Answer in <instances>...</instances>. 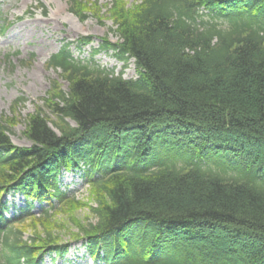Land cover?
I'll return each instance as SVG.
<instances>
[{
	"label": "trees",
	"instance_id": "16d2710c",
	"mask_svg": "<svg viewBox=\"0 0 264 264\" xmlns=\"http://www.w3.org/2000/svg\"><path fill=\"white\" fill-rule=\"evenodd\" d=\"M70 1L81 20L100 10L99 0ZM105 5L118 41L104 37L88 61L74 57L70 42L49 56L46 66L67 87L54 79L43 98L54 119L40 108L28 115L30 146L12 142L15 116L0 114V264H42L47 252H67L48 225L85 203L62 190L63 170H84L97 221H75L72 237L95 259L264 264V0ZM102 51L123 68L98 64ZM131 60L137 77L125 78ZM164 145L192 155L169 158ZM208 149L234 158L244 174L209 161ZM152 151L163 153L159 161L147 160ZM9 192L26 201L10 218ZM36 202L48 204L37 216Z\"/></svg>",
	"mask_w": 264,
	"mask_h": 264
},
{
	"label": "rangeland",
	"instance_id": "374dc122",
	"mask_svg": "<svg viewBox=\"0 0 264 264\" xmlns=\"http://www.w3.org/2000/svg\"><path fill=\"white\" fill-rule=\"evenodd\" d=\"M125 1L128 5L134 2V0ZM70 2V0H0V27H4V30L0 32V114L4 117L15 116L9 135L17 146L31 145V141L23 132L29 114L40 108L54 119L43 100L50 89L51 82L60 77L59 70L46 66L49 56L57 52L63 43L74 42L70 46L74 57L88 61L91 59L92 49L98 47L104 37L113 43L118 41V37L112 32V28L116 27L109 13H106L105 4L109 0H99L98 14L91 15L87 11L88 16L84 20L70 10ZM204 19H208V16H204ZM86 36L91 37L92 42L80 49L75 42ZM94 59L103 67L114 68L115 72L124 66L111 51H102L94 56ZM123 76L137 77L133 61H129ZM59 80L62 87L66 89V82L61 78ZM20 96L25 100L18 101L17 107L12 108L15 99ZM162 148L163 153L169 158L180 157L183 161H187L192 155L188 148L169 145H164ZM163 153L158 155L152 151L147 160L157 162ZM204 157L209 161L213 160L222 170L233 168L238 176L244 174L241 165L231 166L234 158H230L221 149H208ZM204 165L209 164L204 163ZM97 175L100 173L97 172ZM60 186L68 195L74 196L85 205L75 208L71 213L67 208L56 213L52 219L54 225H48V227L60 243L67 244V252L62 255L47 252L44 254L42 264H106L93 258L84 240L72 237L78 230L75 221L84 225L97 221L89 207L94 205V202L84 170H63ZM3 201L7 207L5 214L8 218L16 216L21 209L26 208V201L21 193L9 192L4 195ZM46 207H48L47 203L36 202L32 211L37 216ZM28 235L29 231L24 237Z\"/></svg>",
	"mask_w": 264,
	"mask_h": 264
}]
</instances>
